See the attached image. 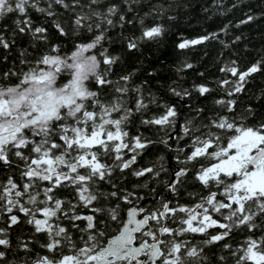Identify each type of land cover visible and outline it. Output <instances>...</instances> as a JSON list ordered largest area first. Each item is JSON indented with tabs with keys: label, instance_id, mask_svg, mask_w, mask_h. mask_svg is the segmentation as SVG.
<instances>
[{
	"label": "snow or ice",
	"instance_id": "6c2138e0",
	"mask_svg": "<svg viewBox=\"0 0 264 264\" xmlns=\"http://www.w3.org/2000/svg\"><path fill=\"white\" fill-rule=\"evenodd\" d=\"M138 3L139 0H123L122 4L112 3L101 11L100 0H87L86 4L82 0H49L47 7H41L40 0H0V20L10 14L15 15L14 32L31 35L36 41L47 42V28L33 27L30 11L51 18L57 15L54 6L71 13V24L76 34L81 30L98 32L89 42L75 45V51L70 56H61L59 45H54L50 53L42 55L34 64L29 65L27 60L22 59L21 64L29 65L27 71L4 73V79L15 76L18 83L10 86L0 84V163L12 167L15 159L21 161L20 176L26 181L20 184L10 176L6 184L0 183V207L10 214V225L20 223L19 217L11 214L16 209L24 214L34 232L45 234L47 241L40 247L47 252L57 254L64 247L75 252L60 255L58 259L55 255L37 254L34 260L21 258L19 264H147L139 259L141 255L148 257L152 264H156L157 260L161 264H211L205 248L218 244L230 251L232 256H238L236 264H264V236L258 239L249 237L244 245L235 250L227 243L235 229L245 227L251 232L259 227L258 218L264 222V123L254 128L230 122L227 117H220L219 123L213 121L215 127L235 133L219 151H209L219 137L201 139L196 135L200 129L188 126L191 121L184 126L185 136L192 140V150L179 162L188 164L205 157L218 161L207 167L201 164L195 178L206 188L222 186L220 195L224 199H217L218 193L209 191L193 206H170V201L163 202L159 209L145 214L142 219H136L138 212L146 210L131 208L126 221L119 220V205L114 208L95 206L110 199L131 203L130 194L121 195L117 189L114 173H123L131 168L136 162L138 150L147 148L151 143L141 136L129 137L125 130L134 112L148 108L142 91L144 85L131 84L134 73L120 76L117 80L109 79L107 73L117 64L119 57L109 55L106 49L100 52L102 60L96 54H88L105 40V26H115L113 17H118L121 27L132 23V20L126 19V12H133V5ZM77 8L81 12H77ZM85 8L87 12L83 11ZM164 11L161 7L158 12L150 11L145 15L163 14ZM253 19L249 15L242 23ZM139 23L142 26L141 35L127 41L130 51L138 49L142 41L155 40L164 35L165 30L160 24L145 27L142 18ZM54 26L61 36L68 35L61 23L54 22ZM3 31L0 28V33ZM216 38L217 34L211 33L182 40L177 47L183 50ZM11 46L0 34V47L10 49ZM21 56H24L23 52ZM101 62L106 66L104 72L100 71ZM185 67L191 68L192 65L186 64ZM262 70L264 61L253 64L245 71L236 66L222 69L230 72L236 80H224L221 86L231 83L232 90L227 92V96H234L244 91L248 77ZM64 73H70L71 79L58 85V78ZM89 82L100 88H110L115 95L102 97L99 91L89 88ZM197 90L201 95L211 91L204 85ZM172 91L180 95L174 89ZM130 93H135L134 107L127 106L126 97ZM216 103L229 112L236 107V101L232 99H219ZM247 112L254 115L251 108ZM176 115V109L169 107L163 116L144 119L141 123L171 127L173 121L170 118ZM246 118L242 116L240 119ZM125 149L133 153L128 159L124 158ZM109 158L111 163L106 162ZM189 171L191 169L181 168L175 173V182L169 186L173 192L177 191L181 178L186 177ZM152 172V168H144L133 174L140 177ZM101 182L110 185L113 190L104 192ZM58 191L67 192L69 198L58 197ZM25 200L26 203H22ZM78 208H91L94 214L82 216ZM104 213L111 221H119V234L108 241L107 247L95 251L97 245L89 242L106 235L100 227L103 224L106 229L107 221L98 220L96 215ZM213 213L219 214V218L214 219ZM62 221H67V226ZM77 221H86L85 228L81 229ZM169 223L179 224L180 227H170ZM210 228L221 231L211 234L208 231ZM73 229L88 233L87 239L83 235L78 237L84 247H77ZM137 233L151 237L153 243L141 240L139 246L134 247ZM186 233L206 235L207 239L202 241L203 246H192L189 241L175 239ZM222 241L224 243L220 244ZM19 251L30 253L32 249L29 243H22ZM218 260L220 264H225L227 257L221 255ZM0 264H18L6 228H0Z\"/></svg>",
	"mask_w": 264,
	"mask_h": 264
},
{
	"label": "trees",
	"instance_id": "16d2710c",
	"mask_svg": "<svg viewBox=\"0 0 264 264\" xmlns=\"http://www.w3.org/2000/svg\"><path fill=\"white\" fill-rule=\"evenodd\" d=\"M48 2L49 0H40V6L47 7ZM82 3L86 4L87 0H82ZM112 3L122 4L123 0H100V10L103 11ZM161 7L165 9L163 14L145 15L150 11L158 12ZM133 8V12H126V19L132 20V23H125L121 27L118 17H113L115 26H105L106 38L97 49L93 50L101 60L100 52L103 49H106L109 55L119 57L117 64L113 65L111 71L107 73L108 78L117 80L120 76L134 73L131 84L133 86L144 85L142 91L145 102L148 103L147 110L134 112L127 122L125 130L129 137L141 136L142 139L151 141V143L147 148L138 150L136 162L131 168L123 173H114L117 189L121 195L130 194L131 203L110 199L102 205H95L105 208H114L119 205L117 208L119 220L123 221H125L127 209L132 205L145 206L147 211H151V207H160L165 198H170V206H173L183 190V185L182 183L178 184L177 191L171 193L168 192L170 187L166 186V183H169L173 178L174 175L171 174L178 166L191 169L187 174L190 175V178L185 183L191 186L196 184L197 179L194 174L199 170L200 165L203 164L204 167H207L214 162L206 157L188 164L179 162L183 161L191 152L192 140L185 136L184 132L182 134L187 139L180 136L174 137L173 144L167 140L166 137L178 126V120L181 123V130L182 124L184 128L191 121L192 123L188 126L199 128L200 131L196 135H199L201 139H207L209 136L219 137V141L214 143L211 149L215 151L225 147L235 133L232 130L215 127L213 121L219 123L220 117H227L230 122L235 121L238 125L243 123L246 127L254 128L264 123V70L248 77L244 91L234 96H227V92L232 90L231 83L221 86V82L224 80L230 82L236 80V77L232 76L230 72L222 71V69L236 66L240 71H245L253 64L264 61V0H139V3L133 5ZM54 9L57 15L51 18L34 10L30 11L33 27L47 28L46 43L34 40L31 35L14 32L15 15L10 14L4 20H0V28L4 30L0 34L12 45L10 49L0 47V84L10 86L18 83L15 76L4 79V73L27 71L29 65L34 64L42 55L50 53L54 45H59V54L65 56L75 51V45L89 42L94 35L98 34L96 31L87 33L83 30L76 34L71 24V13L59 6H54ZM76 11L81 12V9L77 8ZM83 11L87 12L88 10L85 8ZM249 15L254 19L242 23ZM140 18L144 20L145 27H150L153 24L162 25L165 30L164 35L155 40L142 41L138 49L130 51L127 48L128 38L141 35ZM54 22L61 23L68 35L61 36L56 30ZM211 33H216L217 38L183 50L177 47L182 40L196 39ZM22 52L24 56H21ZM22 59L27 60L29 65L21 64ZM186 64H191L192 67L187 68ZM105 68L106 66L101 62L100 71L104 72ZM69 78L70 73H64L58 79V83L63 84ZM200 85L209 87L211 91L201 95L197 90ZM88 86L91 90L99 91L102 97L110 98L115 95L110 88H100L94 82H89ZM173 89L180 95H175ZM179 97L185 101V104L178 100ZM135 98V93H130L126 97L128 107H134ZM219 99L235 100V110L229 112L223 105H218L216 101ZM169 107H174L177 112L176 117L170 118L173 121L171 127L141 123L144 119L163 116ZM249 108L254 115L248 114L247 109ZM242 116L247 118L241 120ZM125 152L127 149L124 150ZM126 157L127 154L124 155V158ZM106 162L111 163L112 161L109 158ZM17 164L20 166L17 167ZM22 167L23 163L18 159L14 160L12 167L0 163V183L6 184L10 176L17 183L26 182L20 176ZM144 168H152L153 172L140 177L133 174ZM100 187L104 192L113 190L110 185L103 182ZM214 190L218 192L217 199H224L220 195L223 191L222 186L220 188L202 186L199 193L206 194ZM57 196L62 199L69 198L65 191H58ZM22 203H26V200ZM26 206L35 207L27 204ZM77 211L82 216L94 214L91 208H78ZM11 214L17 215L20 223L10 225L8 221L10 214L0 207V228L7 229L8 238L12 241V245H16L18 249L22 243H29L32 249L30 253L17 251L19 253V256L16 257L18 264L21 258L36 259L37 254L55 255L57 259L59 258V253H49L40 247L47 241V237L43 233L34 232L33 226L26 222L23 213L14 209ZM96 215L98 220L107 221L108 227L105 229L101 224L100 230H105L106 235L98 237L96 241L89 242V244L97 245L95 251L101 248L111 236L118 233L120 227L119 221H111L107 213ZM218 218L219 214L216 219ZM62 223L67 226L68 222L62 221ZM76 223L83 229L87 222L77 221ZM257 224L259 227L251 232L245 227L232 232L227 240V243L232 245V250L244 245L249 237L258 239L264 236V222L261 218L257 219ZM169 226L175 228L174 223H169ZM71 231L77 247H84L78 237L83 235L87 239L88 233L77 232L75 229ZM208 231L215 234L221 230L210 228ZM175 239L189 241L192 246H203L202 241L207 239V236L186 233L183 236H176ZM223 243L224 241L220 242V244ZM65 250L66 247L59 252L63 253ZM205 254L209 256L211 264H220L218 257L221 255L227 257L225 264H236L238 259V256H232L230 251L223 249L219 244L206 247ZM242 254L241 252L240 255ZM246 264H252V262H246Z\"/></svg>",
	"mask_w": 264,
	"mask_h": 264
},
{
	"label": "flooded vegetation",
	"instance_id": "af4514ba",
	"mask_svg": "<svg viewBox=\"0 0 264 264\" xmlns=\"http://www.w3.org/2000/svg\"><path fill=\"white\" fill-rule=\"evenodd\" d=\"M182 103V102H181ZM177 123H178V126L176 127V129H174L173 131H172V133H170V135L171 134H173L174 136L172 137V138H170V139H168V137L170 136H168V137H166L167 138V140H169L170 142H171V144H173L174 142H175V140H173L174 139V137H178V136H180L181 138H183V139H187V137H185L183 134H182V132H183V124H182V130H181V123H180V120H178L177 121ZM172 140V141H171ZM191 140V139H190ZM209 151H213V150H211V149H209ZM127 154V157L125 158V159H127L128 157H130L131 155H133V153L132 152H129L128 150H127V152H125L124 153V155H126ZM209 159V158H208ZM210 160H212V159H210ZM216 162H218V161H216V160H214V162L213 163H216ZM181 168H183L182 166H178L177 167V169H175L173 172H172V176L174 175L175 176V173L179 170V169H181ZM171 176V177H172ZM194 176H196V174H194ZM171 177H170V179H171ZM188 178H190V175H187L186 177H182L181 178V180H182V185H183V190L181 191V193H180V195H179V197H177V199H176V201H175V204L173 205V206H176L177 204H179V205H186V206H193V205H195L196 203H199L200 202V198L201 197H206L208 194H209V192L208 193H206V194H203V193H199V191H200V188L203 186L198 180H196L195 182H196V184L195 185H188V183H187V185L185 184L186 183V181H187V179ZM166 186H168V182L166 183ZM168 192H171V193H174L171 189H169L168 190ZM213 192H217V191H213ZM218 193V192H217ZM154 200V199H153ZM170 201V198H165L164 199V201L163 202H166V201ZM142 207H144V209L146 210L145 212H143V213H140L139 214V216H142V215H144L145 213H149V212H154V211H156L157 209H159L160 207H151V211H147V208L145 207V206H142ZM179 215H183V214H179ZM213 215V218L214 219H216V217H217V214H215V213H213L212 214ZM150 223H152L153 225L155 224V222H150ZM1 225H3V224H1ZM177 227H180V225L179 224H175V228H177ZM137 235V237H138V239L134 242L135 244H139L140 242H141V240H147L148 242H151L152 241V238L151 237H148V236H140V234L139 233H137L136 234ZM161 239H167V238H165V237H160ZM169 240L170 239H172V237H170V238H168ZM163 247V246H162ZM19 249L17 248V246L16 245H13V255L15 256V257H18L19 256V253L17 252ZM99 249H97L96 251H98ZM60 255L62 254V255H72V254H75V252H74V250H72V249H70L69 247H66V250H65V252H63V253H61V252H58ZM143 257H145V256H143V255H141L140 257H139V259H142ZM56 258V257H55ZM134 264H135V262H134ZM152 264V263H151ZM156 264H161V261L160 260H157L156 261Z\"/></svg>",
	"mask_w": 264,
	"mask_h": 264
},
{
	"label": "water",
	"instance_id": "95a60500",
	"mask_svg": "<svg viewBox=\"0 0 264 264\" xmlns=\"http://www.w3.org/2000/svg\"><path fill=\"white\" fill-rule=\"evenodd\" d=\"M178 100L182 101L183 104H185V101H183V99H182L181 97H179ZM173 136H174V135L171 134V135L168 137V139L172 138ZM129 158H130V157H129ZM175 179H176V177L173 176V178L169 181L168 185L170 186L172 183H174V182H175ZM131 208L144 209V207H142V206H139V205H132V206H130V207L127 209V212H128V210L131 209ZM140 213H143V212H138V215H137L136 219H142L143 216H144L145 214H147V213H145L144 215L139 216ZM126 219H127V214H126L125 221H126ZM118 234H119V232L116 233V234H114L113 236L118 235ZM113 236H111V237L107 240V242H106L102 247H107L108 241H109ZM148 243L151 244V243H153V241L148 242ZM139 244H140V243H139ZM139 244H135V243H134L133 246H134V247H138ZM99 250H100V248H99ZM99 250H98V251H99ZM141 260L146 261L147 264H151V263H152V261L149 260L148 257H146V256L143 257Z\"/></svg>",
	"mask_w": 264,
	"mask_h": 264
},
{
	"label": "rangeland",
	"instance_id": "374dc122",
	"mask_svg": "<svg viewBox=\"0 0 264 264\" xmlns=\"http://www.w3.org/2000/svg\"><path fill=\"white\" fill-rule=\"evenodd\" d=\"M88 54H95L94 52H93V50H91V52L90 53H88ZM71 54H68V56H70ZM59 79V78H58ZM71 79V75H70V78L68 79V80H70ZM68 81H66L65 83H67ZM58 85H60L59 83H58Z\"/></svg>",
	"mask_w": 264,
	"mask_h": 264
}]
</instances>
